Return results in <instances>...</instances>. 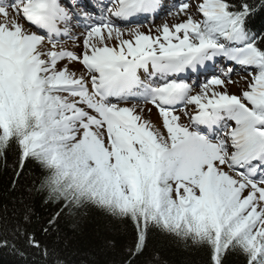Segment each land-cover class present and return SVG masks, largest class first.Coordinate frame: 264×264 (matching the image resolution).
<instances>
[{
	"label": "snow or ice",
	"instance_id": "1",
	"mask_svg": "<svg viewBox=\"0 0 264 264\" xmlns=\"http://www.w3.org/2000/svg\"><path fill=\"white\" fill-rule=\"evenodd\" d=\"M13 151V189L38 173L0 210L14 264H69L39 234L90 208L134 225L122 264L154 231L207 264H264V0H0V161ZM33 194L59 206L35 230Z\"/></svg>",
	"mask_w": 264,
	"mask_h": 264
},
{
	"label": "trees",
	"instance_id": "2",
	"mask_svg": "<svg viewBox=\"0 0 264 264\" xmlns=\"http://www.w3.org/2000/svg\"><path fill=\"white\" fill-rule=\"evenodd\" d=\"M16 164L15 151L8 154L6 164L0 161V210L5 205L11 209L18 197L27 194L26 189L31 187L35 176L38 175L33 162L27 166L17 183V188L13 189L12 180L15 179ZM31 202L35 212L32 217L33 230L38 229L39 220H46L59 211V206L55 203L44 204L43 194H33ZM86 211V216L65 215L60 221L58 234L39 235L49 245L59 240L56 247L69 264H122L125 249L132 247L135 242V227L132 222L114 220L95 208ZM155 253H159L161 260L166 261L167 264H207L208 262V254L205 250L195 246L185 248L174 238L158 231L150 234L147 252L138 264L152 261ZM0 264H14V258L6 254L2 255ZM227 264H243V257L238 254L231 255L227 259Z\"/></svg>",
	"mask_w": 264,
	"mask_h": 264
},
{
	"label": "bare ground",
	"instance_id": "3",
	"mask_svg": "<svg viewBox=\"0 0 264 264\" xmlns=\"http://www.w3.org/2000/svg\"><path fill=\"white\" fill-rule=\"evenodd\" d=\"M143 22L144 23H148L147 20L146 21L144 20ZM68 43H69V45H71V41H69ZM241 76H243V75H239V77H237V76L234 75V79L236 78V80L239 81Z\"/></svg>",
	"mask_w": 264,
	"mask_h": 264
},
{
	"label": "rangeland",
	"instance_id": "4",
	"mask_svg": "<svg viewBox=\"0 0 264 264\" xmlns=\"http://www.w3.org/2000/svg\"><path fill=\"white\" fill-rule=\"evenodd\" d=\"M163 19H164V18H162V19L160 20V22H157L156 24H159V23H161ZM80 30H81V29H80ZM233 77H234V76H233ZM233 77H232V78H233ZM233 79H234V78H233ZM233 90H234V91H239V89H238V88H234Z\"/></svg>",
	"mask_w": 264,
	"mask_h": 264
}]
</instances>
